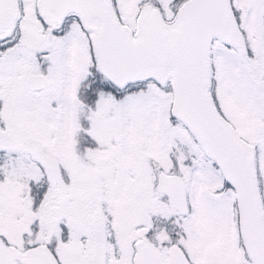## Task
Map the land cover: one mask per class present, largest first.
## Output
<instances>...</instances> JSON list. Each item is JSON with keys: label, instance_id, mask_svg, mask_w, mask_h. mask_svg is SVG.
Wrapping results in <instances>:
<instances>
[{"label": "snow or ice", "instance_id": "1", "mask_svg": "<svg viewBox=\"0 0 264 264\" xmlns=\"http://www.w3.org/2000/svg\"><path fill=\"white\" fill-rule=\"evenodd\" d=\"M0 264H264V0H0Z\"/></svg>", "mask_w": 264, "mask_h": 264}]
</instances>
